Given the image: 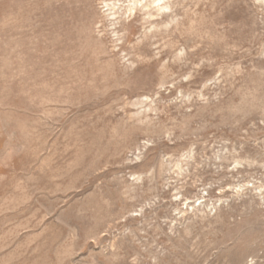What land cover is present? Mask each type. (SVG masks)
Wrapping results in <instances>:
<instances>
[{
	"label": "rangeland",
	"instance_id": "obj_1",
	"mask_svg": "<svg viewBox=\"0 0 264 264\" xmlns=\"http://www.w3.org/2000/svg\"><path fill=\"white\" fill-rule=\"evenodd\" d=\"M0 264H264V0H0Z\"/></svg>",
	"mask_w": 264,
	"mask_h": 264
},
{
	"label": "bare ground",
	"instance_id": "obj_2",
	"mask_svg": "<svg viewBox=\"0 0 264 264\" xmlns=\"http://www.w3.org/2000/svg\"><path fill=\"white\" fill-rule=\"evenodd\" d=\"M129 1H131L133 3V6H135L136 3L140 2V0H129Z\"/></svg>",
	"mask_w": 264,
	"mask_h": 264
}]
</instances>
